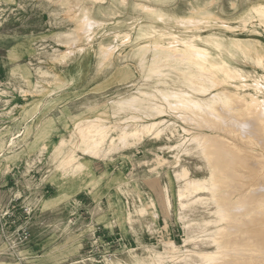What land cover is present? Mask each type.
<instances>
[{
  "label": "rangeland",
  "instance_id": "1",
  "mask_svg": "<svg viewBox=\"0 0 264 264\" xmlns=\"http://www.w3.org/2000/svg\"><path fill=\"white\" fill-rule=\"evenodd\" d=\"M257 3L264 0H0V264H153V259L147 258L150 249L163 251L171 241L179 249L176 258L163 259L166 264H187L186 254L195 257L198 251H213L212 263L225 264L220 262L235 248L212 242L208 232L223 222H208L206 234L186 237L214 218L220 193L233 192V201H240L234 204L242 208L254 189L264 187V166L261 172L252 166L255 158L264 159V137L255 134L253 120L262 114L263 110L257 113V107L264 108V96L258 105L249 104L251 116L257 114L247 119L250 127H243L247 131L242 129L240 136L207 124L205 108L206 112L201 108L199 114H192L180 106L164 105L165 112L152 117V112L146 114L136 104L134 110H120V104L116 109L111 101L149 93L155 96L148 98L164 104L159 90L180 89L187 97H208L182 86L186 74L179 68L148 71L153 52L146 28H152L151 33H214L224 39L246 37L264 43V23L250 11ZM195 11L212 17L206 24L198 17L188 21L185 16ZM137 47L141 50L136 53ZM234 58L233 64L244 71L264 77L263 63L249 58L244 64L238 51ZM96 115L101 118L95 120ZM126 115L141 122L162 117L166 120L163 132H144L106 156L77 150L75 161L86 159L91 171L87 182L72 169L73 164H60L69 144L58 150L55 145L59 140H77L76 123L81 119L87 117L94 125L102 119V124L109 126L108 135H116L115 122ZM195 133H208L215 143L220 134L230 135V140L235 135L231 142L247 145L250 153L246 161L252 160L249 165L256 171L235 167L233 174L241 172L242 176L231 173L236 180L226 189H215L217 196L201 190L187 199L180 197L183 181L176 179L175 173L181 167L187 169L188 176L200 179L207 178L212 168L201 146L191 141ZM108 144L109 136L104 147ZM251 176L254 181L256 177L255 182ZM199 196L205 198L198 200ZM180 199L188 206L181 207ZM217 239L221 241L220 235ZM210 262L197 258L194 264Z\"/></svg>",
  "mask_w": 264,
  "mask_h": 264
},
{
  "label": "bare ground",
  "instance_id": "2",
  "mask_svg": "<svg viewBox=\"0 0 264 264\" xmlns=\"http://www.w3.org/2000/svg\"><path fill=\"white\" fill-rule=\"evenodd\" d=\"M252 10L254 11L255 16L257 17L259 23L261 24L264 23V3H257L255 5H252V7H250V11ZM185 17L188 18L187 19L188 21L192 20V22H193V19L198 17L197 20H199L200 18L201 23L206 24L209 22V19L212 16L210 14L198 15L197 11H195L192 14L185 16ZM181 18L186 19L184 17H180V19ZM81 20H82V23L80 22V25H82L84 20H87V19L84 18V20L83 19ZM87 21L86 23H88ZM79 29L77 30L79 31ZM151 30L152 28H146V32L150 34L151 39H152V52H153V56L147 64L148 71H156V70L159 71L160 70V72H163L164 70L170 71L173 68H179L181 73L186 74V77L182 81V86L196 89L197 92H199L202 95H207L208 97L206 98L187 97L188 95L186 91L183 89L182 90L180 89L178 91L159 90L158 93H160V97L163 99L164 104H159L153 101L151 97L150 98L147 97L148 95L153 97L155 96V94L142 93V97L137 96V95L118 96L117 99L111 101L113 108L118 109L119 104H120V108H119L120 110H134L133 107L135 106L133 104H136L137 105L136 107L141 108V110L145 111L146 114H147V111L152 112V117H153V113L157 114V116H160L162 113H164L165 112L164 105H166L167 107L180 106L181 108H185L184 109L186 110L185 112H188V113L192 112V114L198 113L201 108H203V110L202 109L201 110L204 111V108H205L208 110V115H209V117L206 116L207 120H205V122L207 121L210 124V126L215 124L216 127L217 126L220 127V128L218 127V129L221 130L223 128L222 131H227V133L232 132L233 134H236V136L239 135L243 127H247L251 123L250 122L248 124L247 122L249 120L247 119H251L252 116L254 115L256 116L257 113L260 114L261 110L264 111V108L261 107L262 104L260 105L261 107L260 110L258 108L259 106L258 107L256 106L257 109L259 110L258 111L256 109L257 110L256 114H253L251 116V114L248 111L249 110L248 106L250 103L256 102L257 104V102H259L260 100V97L264 96V77L263 78L257 77V75L250 73L249 71L246 72L244 71L243 68L233 64V62L231 61V60H235L234 53L238 51L242 54L243 58L245 59L243 61L244 64H248L249 58L255 60L256 63L261 62L264 64V43L261 40L248 39L246 37H230L229 39H224L223 37L215 36L214 33H208L205 35H201L197 33L194 35L178 36V35H175L174 33H171L165 30H160L159 33H151ZM139 50H141V47H137L135 49V52L137 53ZM228 86H231L232 88H229ZM246 88H251L253 91L249 92L246 90ZM246 96L247 98H245ZM247 99H249V101H247ZM125 102L130 103V104L126 105ZM251 107H252V104H251ZM254 110H255V107H254ZM263 111H262V114H260V116L257 115L258 117L257 118L255 117L256 119H253L255 120L254 121L255 134L257 135V137H261V138L264 137V112ZM204 112H206V110ZM204 112H201L203 113L202 116H204ZM253 113L255 112L253 111ZM155 114H154V117H156ZM96 117L101 118L100 115H96L94 117L95 120L97 119ZM244 118H246L247 121L246 122L243 121L244 123L240 122ZM130 119L132 120L130 121L131 123H129L128 121ZM89 120H90L89 118L85 117V119L83 118V120L82 119L81 121L79 120L80 123L78 124L76 123V126L78 127L77 128L78 129V134H77L78 139L77 140H70V139L69 140H59V142L55 145L56 146L55 149L58 150V147H60V145L63 146L65 144H69V147L67 150L68 153H65V154L62 153L63 156L60 159L61 160L60 164H63V163L68 164V165L73 164L72 169L77 171L78 176H80L84 182H87L89 180L91 171L89 170L87 166L86 159H82L81 161H77V162L75 161L76 159L75 152L77 150L85 151V153L89 152V154L90 152H93V154L91 153L92 155H94L95 153H96L95 155L102 153L104 156H106L110 154V152L114 150L116 151L120 147L127 146L130 140L140 136L144 132H152L155 134L160 133L163 129L162 126L166 122V120L162 117L156 120H152L150 122H141V121H138L135 117H132V116L129 117L126 115L125 117H122L115 122V126L118 128L117 133H115L116 135H113V134L108 135L109 126L106 124H102L103 123L102 119H100V121H97L95 125L93 122H92L93 124L90 123ZM230 120L235 121L234 123L235 125H232L233 121H231V124L228 126ZM195 121L198 124L197 118L195 119ZM88 122H89V125L86 126ZM236 122H238V124ZM91 124L93 125V127L90 126ZM231 125L233 127H230ZM94 126H95V129H94ZM92 128H93V131H92ZM183 130L184 132L190 131V130L188 131L187 128L186 129L183 128ZM215 130L217 129H214V131ZM248 131L250 130L248 129ZM254 131L252 129V131L250 132L252 133ZM190 132H193V131H190ZM107 136H109V144L107 147H104L105 139ZM234 136H232V138ZM217 137L218 139L216 138L214 139V140H217V143H215L216 141L211 142L210 139L212 138V136L210 138V134L208 133H202L201 135H198L195 133V135L191 136V141L197 143L196 145L201 146L202 154L207 160V162L212 166V168L210 169V172H209L210 174L207 178L200 179V178L188 176L187 169L185 167H181V169L177 173H175L176 179H181L183 181L181 190L179 189L180 197L185 196V199H187L188 196L189 197L194 196L196 193L200 192L201 190H210L212 191V194H211L212 196L216 195L214 193L215 189L217 188L226 189V187L229 186L230 183L236 180L235 176H232L233 172L236 171L235 167H238V170L240 169L239 167L247 168V169L252 168L253 171H256L253 169L254 167V168H257L259 172L264 170V168L262 167L264 166V159L255 158L256 161L254 165L256 167L254 165H252L253 166L252 167L251 164L249 165V163H252L251 162L252 160H250V162L247 163L246 156L247 154L250 153L249 149L245 147L247 145L241 146L238 143L237 144L234 143V142H237L234 140H233L234 142H231L232 138L230 140V135H229V138L221 134L218 135ZM200 138H202V140L204 139V144L202 143V141H200L201 140ZM237 138L235 139L237 140ZM243 140H244L243 143L245 144V139ZM248 141H250V139H248ZM200 142L203 145H200ZM238 142L240 143V141ZM259 142L260 140L258 141V143ZM11 143H12V140H11ZM258 143L256 142V144ZM247 144L249 145V143ZM178 145L180 144L178 143ZM261 146H262V143H261ZM253 149L250 148V150H253ZM185 150H188V149L185 148ZM257 154H261V153H256L255 155ZM251 157H254V156H251ZM247 158H249V156ZM261 168L263 169L261 170ZM239 171H241V169ZM239 173L242 176V173L241 172ZM248 173H252V172L248 171ZM253 176H251L252 177L251 180H253ZM261 180L262 182H264L263 176H261ZM261 180L259 181L261 182ZM255 181H256V177H255ZM262 185L264 186V184ZM257 187H258V184H257ZM256 190L254 189L253 191L254 194L252 193V195H249L250 197H247L246 203L243 202L245 203V206L242 208H239V206H236V204H234L235 202L240 203V201H233L234 197L232 198L231 196L233 192H229L228 190L223 192L224 191L223 190L222 191L223 193H220L217 199L215 200L216 208L214 211L212 210L213 211L212 214L214 218L208 221L205 220V222L203 221L204 223L201 224L203 225L202 226L203 228H201V226L200 227L198 226V228L195 226L197 229L194 230L193 234L191 233L192 235H189L186 237L187 240L192 239V237L197 236L200 233L207 232V230H204V225L209 224L208 222H210L211 224H217L219 222H223V224L216 225L213 227V229L208 231L209 237L212 239V242L214 243L221 242L228 247H229L228 244H231L235 248V251L233 250L231 254H228V253L225 254L226 256H224V258L226 259H224V261L220 263L226 264L227 262L228 263L231 262L234 264H264V187L262 189H258L257 191ZM242 193L244 192L242 191ZM239 194L241 195V193ZM245 194H246V191H245ZM202 198H203L202 196L197 197L198 200ZM242 198H243V195H242ZM207 199H209V197ZM193 201L195 200L193 199ZM188 202L190 203V201ZM247 203H248V206H247ZM179 204L181 207L188 206V204L186 205L181 199H180ZM193 207H194V204H193ZM193 207L191 210H193ZM247 216L249 220L247 219ZM77 217H79V215H77ZM193 227H194V224H193ZM217 235H220L221 241H218ZM171 242H167V243L165 242L166 243L164 245L165 248L163 249L164 253L163 251H156V250L150 249L149 251L150 253L148 254L147 258L151 260L153 259L152 260L153 264L155 262L154 260L157 261V263L155 264H166L164 263L165 260L163 261L164 258L166 259L176 258L175 256L179 248L177 247L178 245H175ZM195 254H196L195 257H197L198 260H204L206 261V263L210 262L211 260H213L214 262L215 256H216L213 251H198V252H195ZM193 256L192 254H186L185 259L187 261L186 262L187 264H194V262L197 261V258ZM132 257H135V259H143L142 256H138V255H133ZM210 264H213L212 261L210 262Z\"/></svg>",
  "mask_w": 264,
  "mask_h": 264
}]
</instances>
